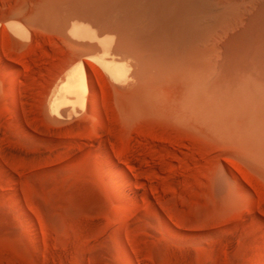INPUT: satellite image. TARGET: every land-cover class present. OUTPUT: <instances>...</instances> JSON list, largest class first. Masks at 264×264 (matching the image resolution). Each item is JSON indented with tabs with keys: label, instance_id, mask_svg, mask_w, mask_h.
Listing matches in <instances>:
<instances>
[{
	"label": "rangeland",
	"instance_id": "374dc122",
	"mask_svg": "<svg viewBox=\"0 0 264 264\" xmlns=\"http://www.w3.org/2000/svg\"><path fill=\"white\" fill-rule=\"evenodd\" d=\"M107 1L0 0V264H264V0H197L144 41ZM74 16L124 29L128 80L96 75ZM80 60L97 105L54 116ZM195 98L205 132L183 113Z\"/></svg>",
	"mask_w": 264,
	"mask_h": 264
},
{
	"label": "bare ground",
	"instance_id": "6f19581e",
	"mask_svg": "<svg viewBox=\"0 0 264 264\" xmlns=\"http://www.w3.org/2000/svg\"><path fill=\"white\" fill-rule=\"evenodd\" d=\"M198 1L197 0H111L110 3L108 4H111L115 8L114 10L118 9V13H120L118 15H122L120 16L121 18L123 17V20L122 19L121 20L125 21L130 28L131 33L129 35L133 34L142 41H144L148 37L157 36L160 33L166 32L167 30H169L170 28L169 26L171 24H176L181 21H184V23L186 24V22L190 21L191 18H192L191 21L194 20L195 17L193 16L195 15V10H196L195 5L196 4L198 5L199 3ZM113 7H111L110 9H112ZM116 13L117 12H115L114 14ZM118 15L116 14V17ZM102 21L104 22V20ZM7 25L8 28L13 33V35L21 39L22 38L29 39L26 38V32L20 24L16 22H9ZM67 25L66 26L68 27V34L72 39H75L80 42L86 41V43L85 42L80 43L85 47H95L96 45L100 47L99 50L101 51H99L98 55H97L98 52L96 53V48H95L94 49L95 53L93 54L94 56L91 55L88 56L89 59H91L97 65V67H94L93 69L95 73H98L96 75L100 74L101 75V76L99 75L100 77H102L103 79L106 78L112 83H119V84L120 82L123 83V80L126 78L127 73L130 72L128 71V67H130L127 64L128 62H126L124 58L120 57L121 54L119 53V52L130 51V46L128 44L129 35L123 31L124 29L119 28L120 29L119 35H116L111 28H108L109 26L107 28L101 29L89 18L81 17V16L72 17ZM106 32L112 33L113 35H116L118 37V38L114 37L117 38L115 40H118L116 46L115 47L113 46L114 48H112L111 46L112 42L114 41L113 37H112L113 39H111V37L104 36L105 34L102 36L99 35L101 33H106ZM87 42L92 43V45L88 44ZM143 67L144 65L140 68V70H138L139 76H137V74L136 76L140 78L138 80H140L141 84L143 83L142 85L144 86L146 83L145 73L147 71H145L144 73ZM131 68L132 67H130L129 70ZM128 77L129 75H127L126 80L129 79ZM92 78L90 76V73L85 68L84 63L81 60L77 62V64L74 65V67H71V69L67 72L65 81L61 82L62 84H59L58 89L56 88L57 92L54 93V97L52 96L53 99L51 98L52 100L49 103V113L57 117H62L63 115L66 114L68 110V109L65 110L64 107L66 106H70L69 111L73 113L74 112L73 110H75V112L77 111V109H74L75 106H79L81 109H84L86 108L87 105L88 106L97 105L95 104V95L92 89V83H91ZM162 81L165 82L164 79L160 80V82ZM158 90L159 88L157 89V91ZM155 97L157 98V101H159L161 97L159 92H155ZM161 101H159V103ZM189 101H186L184 103V104L188 103L187 104L188 109H186L185 107L186 105H185L184 106L185 110L183 113L187 114L186 111L189 110V113L191 115V117L189 118H191V121L195 123V125L197 126V128H199L201 132H205L209 127V114H208V107L206 104L207 102L204 99L197 100V98H195V100L191 101L190 103ZM97 102L98 101H96V103ZM159 103L158 105H160ZM72 113H70L69 115L70 117H72L71 115ZM104 156H105L104 161L107 164V166L111 167L112 171L115 174H117V176L120 177L121 181L123 183L126 182L131 183L130 177L126 174V172L123 169L120 168L119 164L116 162L114 157L107 151L105 152ZM107 174L110 175L109 173ZM128 188L131 191H133V186L131 184L130 185L128 184ZM155 213L160 214L157 212ZM161 225L163 226L164 231H166L168 234L172 236H176V233L174 232L175 229L171 224H169L168 222H163ZM216 257L215 259L217 260Z\"/></svg>",
	"mask_w": 264,
	"mask_h": 264
}]
</instances>
